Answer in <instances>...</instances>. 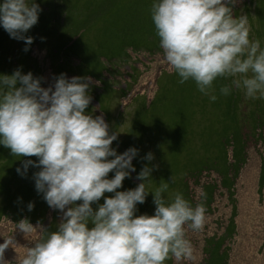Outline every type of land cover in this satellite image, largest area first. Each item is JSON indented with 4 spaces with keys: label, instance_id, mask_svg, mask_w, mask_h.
I'll list each match as a JSON object with an SVG mask.
<instances>
[{
    "label": "rangeland",
    "instance_id": "obj_1",
    "mask_svg": "<svg viewBox=\"0 0 264 264\" xmlns=\"http://www.w3.org/2000/svg\"><path fill=\"white\" fill-rule=\"evenodd\" d=\"M32 8L33 18H46L38 21L45 35L25 36L26 23L17 22L10 40L23 47L27 39L26 47L33 48L40 124L49 149L38 120L26 113L27 87H0V264H28L42 236L52 242L41 264H162L156 249L142 246L141 220L123 204L110 212L102 209L112 231L100 234L92 250L82 251L76 233L81 211H74L73 196L62 192L56 168L64 153L60 176L80 196L94 179L118 185L128 182V173L134 178L142 170L154 187L158 168L176 162L178 147L189 150L178 154L189 165L227 151L243 163L247 150L235 184L237 228L229 264H264V188L262 197L258 191L264 157V0H42ZM95 61L100 67H93ZM128 64L135 70L127 73ZM101 67L113 88L131 85L127 96L105 89L94 98L95 88L102 86ZM28 77L25 73L23 80ZM145 97L157 100L156 112L142 110ZM14 109H20L18 116ZM47 160L52 209L45 225L52 222L55 228L42 234L41 220H16L43 216ZM219 180L214 172L201 178L202 183ZM191 190L200 201L201 187L191 185ZM174 193L166 197L177 200ZM150 202L162 212V202ZM231 213L228 194L220 189L211 210L198 209L182 226L185 246L173 252L172 263L202 264L208 237L224 232ZM41 250L46 252L44 245Z\"/></svg>",
    "mask_w": 264,
    "mask_h": 264
},
{
    "label": "trees",
    "instance_id": "obj_2",
    "mask_svg": "<svg viewBox=\"0 0 264 264\" xmlns=\"http://www.w3.org/2000/svg\"><path fill=\"white\" fill-rule=\"evenodd\" d=\"M41 1L42 0H0V68L4 69L0 71V87L8 88L10 84L18 86L19 88L27 87L24 96H27V104H29L28 106L27 104L26 106L24 105L28 109V112H26L24 109V113H27L30 120L33 118L38 120L42 135L45 137L47 144L45 130L40 124L41 100L39 96L41 84L38 82V77L35 75L36 65L34 59L36 60V57H34V55L32 54L33 48L32 46L28 45L26 47L27 39L24 40L23 47L17 44V42H15L14 40H10V36H16L15 34L17 22L26 23L24 25L27 31L25 36L45 35L43 34V30L45 27L41 24H38V21L40 19L46 20V18L43 15H41L40 17L38 16V14L35 18H33L30 10V8H32L30 5L31 3L34 5V8L32 9L35 10V7L37 8ZM226 13L227 12L224 11L222 16L225 17ZM54 25H52V34L56 35V29ZM223 40L224 38L222 37L218 41V44L221 45ZM189 51L187 52V54L189 53ZM53 53L54 52H52L51 50L48 55L52 58V65L55 72V68L58 67H55L56 56ZM24 58L27 63L24 62ZM14 60H16V65L13 63ZM30 62L32 64H30ZM13 64L15 66H13ZM18 64H21V70L19 72H16L14 71V69L18 67ZM24 65L26 66V69L22 68V66L24 67ZM93 67L97 68L100 67V65L95 61L93 62ZM129 67L130 70H126L127 73L131 72V70H135V66L132 67L129 65ZM5 68H9V70L6 72ZM97 70L99 71V69ZM100 70L103 71V74L98 72L101 75H99V79H101L100 82L102 83V86L101 88H95V99H99L100 97H102V95H104L105 93V89H110L111 91L113 90L116 92L120 91V93L123 94V97L128 95L129 91L132 89L129 83L125 82L126 85H124L126 87H129V89L124 86H120V88L118 89L113 88L114 86L110 85L111 83L107 82V77H105L104 74L106 72L105 69L101 67ZM25 73H27V75L29 76V79L27 81L23 80ZM127 73L125 74L127 75ZM3 74H5L6 77H3ZM118 75L120 76V74ZM118 75H116V77ZM110 78L112 79L113 76L110 75ZM77 79L80 78L77 77ZM87 92L89 93V91ZM90 100H93V95L91 96ZM152 100L151 102H149V99L147 98L144 101V104H142V110L145 113H149L150 111L152 113L156 112V108L158 107L156 102L157 100ZM88 104L92 106L91 103ZM13 112H15L14 115L18 116L21 111L20 109H18L17 111L14 109ZM62 146L63 150L65 144L63 143ZM186 151L189 150H182L181 147H178V152L177 150L175 151V154L177 155L175 158L176 162H173L171 167L158 168V170H160V173L158 174V176L152 179L153 183L158 182L157 184H153L154 187H149V184L145 182L146 176L142 170L140 174L135 175L134 178L133 174L128 173V182L118 185H113L112 183H105L101 185L100 181H96L94 179L89 183V187L85 196H80L75 189L73 190L72 186H69V183H63V177H61L60 175L62 172L64 174L63 168L65 167L64 164L66 163V156L64 153H62L61 161L56 168L57 177L59 183H61L62 185V192L65 193V195L68 196L69 199L73 196V210L81 211L80 220L76 228V233L81 238V241L83 240L82 242H79L81 244L80 247L82 248V251L86 250L85 252H87L88 246H90L92 250L100 234L105 235V233H107V230L110 232L112 231V224L108 220L106 214L101 215L102 209L105 212H110L114 209L112 207L116 206L117 204H123L135 213L137 219L141 220L139 227L143 233L142 246L145 248L156 249L157 256L159 257V259H163L164 261L162 264H173L171 255L174 251L181 250L182 248L184 249L186 242V238L183 235L182 226L186 222L192 221L196 217L198 209L202 208L205 210H211V206L215 202L217 192L220 193V189H225L228 194V199L232 205L231 217L228 220V224L226 225L225 230L221 235H212L208 237V240L206 241V247L204 248L206 257L204 258L202 264H229L231 242L236 235L237 228L235 222V219L237 217L235 184L238 177L240 176V172L243 166L247 161V150L244 151L245 159L243 163H239L237 160H235V156L233 155V153L227 151L226 154L223 153L220 154L219 157H216V160H208L205 164L203 162H198L197 165L181 163V161L179 160V156ZM46 162L47 163L43 167L44 184L42 186L45 193L46 202L45 212L43 216L39 218V216L36 215L37 213H32V215H29L28 218L16 220L18 222L24 221L27 224H36L39 220H41L42 224H44L42 234L44 233V231L46 232V234H48L55 228L52 222L47 226L45 225L46 221L49 218V212L52 209L51 197L49 194L50 183L48 180V169L51 163H48V160ZM117 162L122 165H126L125 163H127L126 161L122 163L119 159L117 160ZM136 162L137 158H134V163L136 164ZM210 172L216 173L220 180L202 183L201 178L203 177L204 173L209 174ZM172 182L177 183L172 184ZM191 185L201 187L202 195L200 197V201L195 200L191 190ZM263 188L264 157L263 155H261V172L259 176L258 188L260 197H262ZM173 191H175L173 197H176L177 200L166 197L167 194L172 193ZM163 197L168 199L167 204H165V199H163ZM150 199H156L158 202H162L163 209L161 213H157L158 210L154 209V207L151 205ZM107 201H109L108 204H106ZM31 212H33V210H31ZM93 212L96 213L97 218L94 217ZM146 234H149L147 238H145ZM51 242L52 240L48 237H45V240L43 241L42 236L39 245L36 247L35 254L29 260L28 264H41L43 254H45L46 260L50 255L49 250L51 247ZM43 245L46 250L45 253L41 250ZM98 260L99 257L95 256L94 262H97ZM84 264H87V262H84ZM158 264L160 263L158 262Z\"/></svg>",
    "mask_w": 264,
    "mask_h": 264
},
{
    "label": "water",
    "instance_id": "obj_3",
    "mask_svg": "<svg viewBox=\"0 0 264 264\" xmlns=\"http://www.w3.org/2000/svg\"><path fill=\"white\" fill-rule=\"evenodd\" d=\"M105 122V120L103 118H100V125H101V122Z\"/></svg>",
    "mask_w": 264,
    "mask_h": 264
}]
</instances>
